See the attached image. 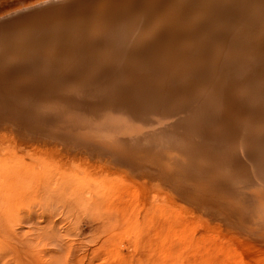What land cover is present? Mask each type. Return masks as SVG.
Returning a JSON list of instances; mask_svg holds the SVG:
<instances>
[{
	"label": "rangeland",
	"instance_id": "rangeland-1",
	"mask_svg": "<svg viewBox=\"0 0 264 264\" xmlns=\"http://www.w3.org/2000/svg\"><path fill=\"white\" fill-rule=\"evenodd\" d=\"M43 1L46 0H0V19H10L12 22L7 23H14V21H17L18 19H12V16L10 15L9 17L8 14L14 13L15 11L19 12L25 9L35 8L39 5L33 7L29 6ZM73 1L74 0L71 1V6L78 4L76 0V3ZM83 1L88 0H80L81 4H78V9L83 7V9L87 8L89 11L92 10L93 7L97 9L99 7H107V5H111L109 0H90V4H86V2ZM62 3H57L60 6L57 4L55 5L59 10L53 7L49 10H42V12L39 13H50L53 10V12H57L56 15L62 14V10L69 8L67 6L68 3ZM103 9L102 12H105ZM80 10L82 9L80 8ZM91 14H95V12L91 11ZM246 16L247 15H242L240 18L237 17V19H235L236 21H232L231 25L232 23L233 25L231 26V30L236 31L249 26L248 29L250 27L255 29L254 36L257 38L256 44H262L259 42V39L264 36V32H262L264 31V28H258L256 25L257 23L254 25L253 22H248ZM225 17L229 18L230 16L220 15L219 20L222 21V24L220 25L224 26L227 24V21H224ZM73 19L78 20L76 18ZM238 19L240 21H238ZM212 22H214L212 28H220L219 25L215 26V21ZM234 22L236 26H234ZM240 24H243V26ZM252 25L255 26V28ZM57 26L59 28L62 25L58 24ZM212 28H210L209 31H213V34L215 35L219 28H216L215 31L214 29L212 30ZM181 45L183 46V44H180L179 47H181ZM218 45L221 46V44H217L211 48V59H213V55H216L217 50L215 51L213 49ZM245 48L247 49V47ZM247 50V52H243L244 54H247L244 58L243 54L240 53L238 49L236 52L232 51L231 56L234 60L240 61L246 59L249 52L252 51L249 49ZM182 51V57L186 58L187 49ZM193 56L194 55L192 54L191 58ZM262 56H264V54ZM262 56L260 55L258 57L260 58L259 60L263 59ZM198 57L194 56V58ZM65 58L64 54H61V59ZM184 58H182V61H184ZM97 59L99 60L101 58H95L92 59L91 62L83 63L87 64L86 67L90 70V72L87 71L85 73L91 76L100 68ZM207 61L209 62L206 63V61H202L204 63H201L198 61L199 63L197 66H202L199 64H204L203 66H206L205 64L211 63L210 56ZM8 63L9 62H5L6 67L8 66ZM57 63V66H54L51 70L53 73L48 75L43 74L35 76L33 73H23L24 71H22L16 77L15 82L21 85L22 88H20V92H15V94L17 93L18 96L32 95L33 99L37 98L35 100L36 102L33 99H30L31 102H34V104L32 103L31 105L32 107L29 106L31 102L27 103L29 104L27 105L26 102H24V104L21 100L20 102L17 101L20 104L12 105L11 103H6L0 99V264H264V233L263 235L254 233L257 232V229H255L256 231L248 230L247 227L245 228L246 225L241 223L240 225L238 221L237 225V223L224 220L222 214L220 215L216 209H219L222 213L225 211V215L228 217V215L230 216L232 214L230 213L231 210H228L226 207L225 210H223L222 207L220 209L214 205L206 208L200 207L201 210L196 209L198 200L192 199V201H195V204L183 200L180 196L172 194L173 192L170 193V190H167L168 188H164L165 186L162 185V182L159 179L167 178V175L172 173L173 175L179 174V178L181 179L194 181L195 186L200 187L202 191H210L208 188L213 186V189L208 193L216 191L215 194H205L203 202L206 204L201 202L200 204H203L204 206L213 204L209 203L210 201L221 204L222 200H226L227 198V203H230L229 205L234 203V205L237 206L238 204V208H243L245 205L246 207L249 205L248 207L251 208H259L260 210L257 211H261V214L255 216V218H258L256 219L257 222L263 221L264 176L261 169L264 168V136H262L264 135V115L260 118V114H264V106L261 107L260 105H256L255 109L254 104L260 101H246L247 98H249V96H247L248 93L245 94V90L244 96L246 95V97L242 96L243 89H240V87L233 91V95H236L234 98L238 99L236 102L239 104L244 101L249 107L244 109V111L246 110V114H241L242 117H244V115L247 117L250 112H253L254 116L259 115L257 117L258 119L255 118L256 124L254 128L258 127L257 131L255 130V135L251 134L248 136V141L256 144L258 147L256 146L255 148H252L249 152L239 153L238 151L236 154L233 147L234 145H232L234 143H228L229 145L227 143L224 144L225 142L223 141L225 138L224 135L222 137L221 134L220 121L222 120H220V118H224L226 115H222L221 117L220 113L223 112L221 109L223 107H221L222 103L220 102V105L218 102L219 100L217 101V99H219L217 96L218 90L215 89H217L216 81L218 77L215 78L211 75H207L208 77L206 76L203 78L206 80L205 83L200 80V78L190 75L191 78L197 79L196 84L190 85V89L181 77L174 79L173 77L170 78L167 76L166 70L170 68V65L165 67L163 66L164 64H160L162 66L156 65L157 67L152 70L153 74H150L148 71L138 72L137 69L139 67L132 65L129 67L132 68L130 70L137 72H133V75L128 76L127 79L124 78L118 80L115 78V80L110 79L108 81V78L103 76L102 73L94 79L91 77L87 79L88 77L82 76L81 78H85L82 80L83 82L79 78L78 82L68 83L66 80H61L60 77H70L72 73L68 72L63 74V68H60L62 66L59 65L60 62ZM260 67L262 70L261 64ZM56 82H58V84ZM134 82L142 83V85L139 84V88L135 87L136 84ZM235 82L236 79L234 84H236ZM83 83H85V85ZM207 83L209 85L205 88L207 86L205 84ZM65 84L69 85L66 86ZM261 84V86H263L261 87L263 88L262 92L261 89L259 90L263 95L264 101V82ZM140 85L145 87L143 88ZM9 86L10 85H8L7 88ZM10 87L8 90L11 93L6 92V90H3L2 92L0 91V97L5 96L4 98H6L7 96H14ZM87 87L90 89L88 90ZM126 87L131 88L128 90L129 88L127 89ZM38 88L40 89V93L37 94V92H39ZM121 88L123 91L127 89V91H125V93H128L126 96ZM193 88L195 90H193ZM115 89L120 92L116 93V91H114ZM94 90L96 91L94 92ZM111 90L112 94L110 93ZM230 92L232 91H229L228 93ZM129 93L132 96L134 95L133 97L131 96V99H129ZM254 93L257 94L256 91ZM189 94H199L202 97L204 95V97L203 100L202 97H199L200 100L198 99V101L193 103V99H189ZM208 94H211V99L208 98ZM127 95H129V97ZM112 96L113 98L115 97V101ZM134 97H137L138 99H132ZM241 97L246 99H240ZM229 99L231 100V98ZM42 101L46 104L42 103ZM139 101H143V103ZM137 102L139 104L142 103L140 106L144 105V107L141 106L142 111L134 110L138 107L140 109ZM204 102L205 105H202ZM131 103L134 106H137L133 107ZM117 104L119 105L118 107H116ZM114 105L117 110H114ZM75 107L76 109H74ZM130 109L133 111L131 115H129L132 112ZM249 109L250 111H248ZM91 110H94V112ZM99 110L103 112L101 113ZM118 110L120 112L123 111L124 114L120 113ZM70 112H72V114L75 113V115L77 114L79 118H82L80 116H83V119L87 121V124H90L86 126L85 129L91 130L89 132L92 133L100 130V132H102V129L104 128L114 129L117 128L116 125L121 126L119 128H123V119L124 126L127 124L125 121L134 122L135 120L133 126H137V128L141 127L142 130L134 133V135L132 134V137L130 136L129 138H127L128 135H124L122 132H116V130H114L115 132L113 133H101L96 134L95 136L91 134L93 138L87 134L86 138L80 131L75 130L73 132L71 129L60 128L58 125L51 124L50 121L41 119L45 117L48 119H54L57 123H65L67 119L72 116ZM157 112H159V114H157ZM89 113L93 115L89 116ZM134 115L138 117L137 119L139 121ZM34 116L38 118L34 120ZM96 116L99 120L105 119L102 121L96 119L98 123L90 120L92 117L94 118ZM130 116L133 119L130 118ZM218 117L219 119L217 120ZM60 119H64L65 121L62 122ZM109 119H111V122ZM200 119H203L204 121ZM69 120H71V118ZM17 121L22 125H31L30 127H44L46 131L50 130V133L57 132L59 133V139L62 141L61 143L65 145H57L55 144L57 140L52 141L51 139H47L48 137L45 139L48 142L42 140V137H39V139L36 140H30L31 138L29 137L28 132H24L23 134L22 130H17V128H15L18 124L16 123ZM33 121L34 124L32 125ZM35 121L39 123L38 126L35 125ZM107 121L112 123V125H109ZM104 123L108 124V126L104 125ZM186 124L189 128L186 127ZM94 125L95 127L93 128ZM101 125L105 127L103 128ZM109 126H112V128ZM192 126L193 128H191ZM48 128L50 129L47 130ZM193 129L194 131H192ZM234 130L233 127V132ZM238 130L239 129L237 128V133H235L236 136L240 133ZM243 131L247 132L246 126L243 128ZM228 132H232L231 127H229ZM188 133H190V136H188ZM199 134L200 138L197 136ZM207 134H209L208 136L210 137L206 138ZM182 135L183 138L186 137L185 139H187V141H184L183 138H181ZM201 135L204 137L201 138ZM162 136L163 138H161ZM175 136L180 139H177V137L175 138ZM215 136L219 137V139L217 137L215 138ZM239 136L240 135H238V137ZM167 137L170 138V140H167ZM174 139L177 140L175 141ZM180 140L181 142H184L181 143L179 142ZM191 140L195 142L194 144L196 146L193 145L192 147ZM160 141L162 142L160 143ZM32 142L36 144H32ZM200 142H202L204 146ZM73 143H77L80 147L88 150L90 155H96V158L88 157L89 154L81 153L79 152V149H72V151L70 147ZM145 143L146 145H144ZM199 144L203 148L198 146ZM170 146L171 149L169 148ZM175 146L177 148H175ZM178 147L180 148L178 149ZM196 147L198 148L196 149ZM232 147L233 149H230ZM208 148L212 149V156L217 155L215 160L212 156V160L208 158L211 155V150L208 151ZM191 149L193 151H191ZM205 149L207 150V153L209 152L208 156H206ZM232 153L236 154V159L232 158L234 157V155L232 156ZM221 156L224 159H222ZM239 156L241 157L238 158ZM119 157H126L132 161L131 164L137 169L136 172H134L135 176L128 177L124 173L125 169L116 167L119 165L111 166L112 164L110 163L102 162V160L107 161L115 159L120 163H125L118 159ZM208 160H210V162ZM228 160L231 161V163L236 161L235 163H237V165L233 166V168L227 166L231 164H229ZM213 163L215 165H213ZM201 164L205 166H201ZM255 164L260 165L255 166ZM179 168L180 170H178ZM239 169H243V173H241L242 171ZM185 170L187 172H184ZM227 171L229 173H227ZM230 173H235L240 177V180H236L239 186L231 182V179H229L230 176H228L231 175ZM245 173L250 174L248 176L254 179H247L248 176L246 177L247 174L245 175ZM223 179H228L229 183L227 180L223 182ZM255 179L257 180V185ZM258 181L260 183H258ZM240 182H242L241 186ZM246 182L251 185L246 184ZM247 186L253 188L250 190ZM228 187L230 189L233 188L234 190L231 189L230 191ZM242 188L243 194L242 191H240ZM249 190L250 194L248 193ZM238 191L240 192L238 193ZM244 191L245 195L247 194L246 198ZM216 193L221 194L222 196L216 195ZM257 193L258 195L260 194L259 197L257 196ZM240 195L242 196V199ZM236 196H239L240 199L237 200L238 198ZM245 201L248 203H245ZM236 202L237 204H235ZM239 202H242L243 204H239ZM241 205L243 207H241ZM234 214L235 213H233V215ZM232 226L238 228L236 229ZM236 231L238 233H236ZM241 232L243 234H241ZM251 232L253 233L252 235ZM246 236L248 239L245 238Z\"/></svg>",
	"mask_w": 264,
	"mask_h": 264
},
{
	"label": "bare ground",
	"instance_id": "bare-ground-1",
	"mask_svg": "<svg viewBox=\"0 0 264 264\" xmlns=\"http://www.w3.org/2000/svg\"><path fill=\"white\" fill-rule=\"evenodd\" d=\"M51 1H56V0H46L43 2L36 3V4L29 6V7L40 5L43 3H48ZM71 1L72 0H64V2L68 3L67 6L69 8H67L66 10L65 9L62 10V14L56 15L57 12L55 10H54L55 12H53V10L51 9L52 12H50V13L44 12L41 15H34V17L33 16L30 17V18H28V20L19 21L20 19H18L17 21H14V23H8L7 26H0V91L2 92L3 90H6V92L11 93L8 90V88L11 86L10 90H12V93H14V96L13 95L7 96L6 97L7 99L4 98L5 96H1L0 99H2L6 103H11L12 105L20 104L19 102L21 100H22L21 101L22 103L26 102V104L31 102L30 99H33L32 95L31 96H24V95L18 96L17 93L15 94V92H20L21 91L20 88H22L21 85H19L18 83L15 82L16 77L22 71H24L23 73H26V72L33 73L35 76L43 75V74L48 75L50 73H53L51 70L53 69L54 66H57V64H58L57 62H60L59 65L62 66L60 68H63V71H62L63 74L68 73V72L72 73L71 76L69 75L70 77H66V76L60 77L61 80H66V82H68V83L78 82L79 78L82 81L83 79H85V78H81L82 76L88 77L87 79H89L90 77L92 79H94L96 76H100L102 73H103V76H106L108 78V81L110 79L115 80V78L118 80H120V79L122 80L124 78L127 79L128 76L133 75V72H135L134 70H130L132 68H129L132 65L139 67L138 68L139 70L137 69L138 72L139 71H148L150 74H153L152 70L157 67L156 65L162 66L164 64L163 65L164 67L170 65V68H168L166 70L167 76L170 78L173 77L174 79L175 78L178 79L179 77H181L184 80V82L187 83V85L190 87V89H191L190 85L196 84V80H197V79L191 78L190 75L194 76L196 78H200V80H202L205 83H206V80L203 78L206 77L207 75H209V76L211 75L215 78L218 77L217 81H216L217 89H215V90H218L217 96L219 97V99H217V101L219 100L218 102L220 105L222 103L221 107H223V108H221V109L223 110V112L220 113L221 117H222V115H226V117L220 118V120H222V121L219 120L221 122L220 123L221 134H222V137L224 135V138H225L223 141V142H225L224 144L234 143L232 145H234L233 147H234V151L236 154L238 153V151H239V153L240 152H249V150H251L252 148H255L257 146L256 144H253L252 142L248 141L249 140L248 136L251 134H254L255 130L257 131L258 127L254 128V126L256 124L255 118H257L259 115L254 116V113L250 112V114L248 113L249 115L247 117L245 115H244V117H242L243 114H246V112H245L246 110L244 111V109L249 108V107L246 104V102H244V101H243L244 104H243V102H240L241 104L240 103L238 104L236 102V100H238V99L234 98V97H236V95H233L234 94L233 91L237 90L240 87V89H243V95L242 96H244L245 90H246L245 94L248 93L247 96H249V98H247L246 101H251V100L260 101V102L254 103L255 109H256V105L257 106L260 105L261 107L264 106L263 95L261 93L262 89H263V88H261V87H263V86H261L262 85L261 83L264 82V56H262L264 54V36L261 35L262 37L259 39V42L262 44H260V45L256 44L257 38L254 36L255 29H253L251 27L248 29V27H249L248 26V27H244L242 29L234 31V30H231V26L233 25V23L231 25V22L236 21L235 19H237V17L240 18L242 15H244V16L247 15L246 17L248 18V22H250V23L253 22L254 25H255V23H257L256 25L258 28L259 27L264 28V0H122V1H120V0H109V2H111V5H109V6L107 5V7L105 6L106 8L105 7H99L97 9H95V7H93L92 10H89V11L87 8L83 9V7H80L82 10H80V8L78 9V7H79L78 4L79 3L81 4L80 0H76L78 2V4L75 6L70 5ZM73 2H75V0ZM83 2H86V4L91 3L90 0L83 1ZM57 5L60 6L59 4H57ZM63 6H66V5H63ZM86 7H88V6H86ZM75 8H77L78 10ZM56 9H58V8H56ZM102 9L105 12H102ZM60 10H61V8H60ZM91 11L95 12V14H91ZM15 12H17V11H15ZM11 14H13V13H11ZM11 14H8V15L10 16ZM220 15L230 16L229 18L225 17L228 20H226L224 18V21H227V24H225L224 26L220 25V24H222L221 23L222 21L219 20ZM234 15H236V16H234ZM73 18H76L78 20H74ZM14 19H15V17H14ZM244 19H242V20H244ZM66 20H67V22H66ZM212 21H215V24H216L215 26L219 25L221 28L220 29L218 27L221 30V32H220V30L216 27L218 30H217L215 35L213 34V31H211V32L209 31V29L212 28V25H214V22H212ZM238 21H240V20L238 19ZM9 22H12V20H10ZM58 24H61L62 26L58 28V26H57ZM234 24H235V22H234ZM240 25L243 26V24H240ZM234 26H236V24ZM253 27L255 28V26H253ZM216 28L215 29L212 28V30L214 29V31H215ZM231 32H233V33H231ZM262 32H264V31H262ZM180 44H183V46L181 45V47H179ZM217 44H221V46L218 45L217 47H214L213 50H215V51L217 50V51H216V55L215 56L213 55V59H211V57H212L211 52L212 51H210V50L213 46H215ZM243 47L246 51L243 49ZM245 47H247V49H249V50H252L251 52H249V55L246 57L247 60L246 59H243L240 61L234 60V58L231 56L232 51L236 52V50L238 49L240 51V53L243 54V58H244L245 55H247V54H244L243 52L248 51ZM185 49H187V52H186L187 57L186 58L182 57L183 56L182 50H185ZM242 50H244V51H242ZM47 51H51V52H47ZM61 54H64V56L66 58L61 59ZM192 54L196 57H198V56L199 57L194 58V56H193L191 58ZM260 55L263 57V59L261 58L262 60H259L260 58H258ZM209 56H210L211 63L205 64L206 66H203L204 64H199L202 66H197L199 62H201V63H204L202 61H206V63L209 62V61H207L209 59ZM95 58H101L99 60L97 59L99 61V64H100V68L90 76L87 73H85L87 71L90 72V70L86 67L87 64H83V63L84 62H86V63L91 62V60L95 59ZM182 58H184V61H182ZM213 60H214V62H213ZM257 61H258V63H257ZM5 62H9L7 67L5 66ZM196 62H197V64H196ZM160 64H162V65H160ZM260 64L262 66V70H261ZM212 65H213V68H212ZM46 69H48V70H46ZM41 71H43L44 73ZM82 73H84V74H82ZM135 73H134V75H135ZM78 74H80V75H78ZM235 79H236V82H235L236 84H234ZM127 81H126V85H127ZM133 81H134V79H133ZM56 83L58 84V82H56ZM85 83H83V84L85 85ZM115 83H116V81H115ZM135 84H136L135 87H138L139 84L142 85V83H135ZM8 85H10V86L7 88ZM68 85H66V86H68ZM94 85H95V83H94ZM205 85H207L205 87V88H207L209 84L207 83ZM62 86H64V85H62ZM97 86H100V85H97ZM124 86H125V84H124ZM88 87H87V89H88ZM122 87H123V85H122ZM141 87L144 88L145 86H141ZM126 88L128 89L129 87H126ZM130 88L128 90H130ZM132 88H133V86H132ZM127 89L125 91H127ZM259 89H261V92ZM119 90H120V88H119ZM121 90H122V88H121ZM193 90H195V89L193 88ZM222 90H224V91H222ZM28 91H30V90H28ZM95 91L96 90H94V92ZM114 91H116V89ZM125 91H123V92L125 93ZM229 91L233 92V93L230 92L232 95L230 93H228ZM255 91L257 94L254 93ZM117 92H120V91L117 90L116 93ZM128 92H130V91H128ZM38 93H40V89H39V92H37V94ZM110 93L112 94V90ZM34 94H36V93H34ZM126 94H128V93H125V96H126ZM87 95H88V93H87ZM129 95H130V93H129ZM129 95H127V96L129 97ZM120 96H121V94H120ZM131 96L132 95H130L129 99H131ZM208 96H209L208 98L211 99V94H208ZM24 97H28V98H24ZM199 97H202V96H200L199 94H194V95L189 94V99H193V103L195 101H198V99L200 100ZM203 97H204V95H203ZM203 97H202V100H203ZM205 97H206V95H205ZM244 97H246V95ZM244 97H241L240 99L245 100L246 98L244 99ZM50 98H52V97H50ZM112 98H113V96H112ZM135 98H137V97H134L132 99H135ZM138 98H139V96H138ZM229 98H231V100ZM36 99L37 98H35L33 100L35 101ZM63 99H66V98H63ZM12 100H14V101H12ZM118 100H117V102H118ZM124 100H126V99H124ZM214 100H215V98H214ZM17 101H19V102H17ZM110 101H111V99H110ZM114 101H115V99H114ZM217 101H215V102H217ZM139 102L143 103V101H139ZM208 102H209V100H208ZM32 103L34 104V102H31L30 105L29 104H27V105L31 106ZM42 103H45V102L42 101ZM94 103H95V101H94ZM142 103H140V104H142ZM35 104H37V103H35ZM58 104H59V102H58ZM125 104H127V103H125ZM137 104H139V103L137 102ZM140 104H139V106H140ZM219 104H217V105H219ZM100 105H101V103H100ZM132 105H130V106H132ZM202 105H205V102ZM118 106L119 105L117 104L116 107H118ZM136 106L133 105V107H136ZM141 106L144 107V105H141ZM141 106H140V109H139V107L137 109H134V108L133 109L134 110H141L142 109ZM244 106H246V107H244ZM114 107H115V105H114ZM116 107L114 110H117ZM203 107H205V106H203ZM253 107H254V105H253ZM74 109H76V107ZM120 110H122V109H120ZM217 110H218V108H217ZM76 111L79 112L78 110H76ZM81 111H82V109H81ZM91 111L94 112V110H91ZM141 111H140V113L142 114ZM248 111H250V109ZM70 113L72 114V112H70ZM105 113H107V112H105ZM120 113L124 114L123 111ZM132 113H133V111L129 115H131ZM208 113H210V112H208ZM157 114H159V112H157ZM255 114H257V113H255ZM90 115H91V113H89V116ZM114 115H115V111H114ZM114 115H113V117H114ZM260 115H261L260 118H262V116L264 114L261 113ZM58 116H61V115H58ZM138 116H139V113H138ZM80 117H82V118H79L77 116V114L75 115V113H73L72 116H70L71 120H69L70 118H68L65 123H57V122H55L54 119H48L45 117H43V118L40 117V118L44 119L45 121H50L51 124L58 125L60 128L71 129V131H73V132L75 130L80 131L83 134V136H85L86 138H87V134L90 136H91V134H93L95 136L96 134H101V133H113V132H115L114 130H116V132H122V133H124V135H128L127 138H129L130 136L132 137V134L134 135V133L142 130L141 127L137 128V126H133L135 124V120H134V122L128 121V120H127L128 122L125 121V123H127V124H125V126H124V119H123L122 120L123 125L121 124L123 126V128H119L121 126L116 125L117 128L109 129V128H104L105 126L101 125L104 128V129H102V127H101L102 132H100L101 131L100 130V131L94 132L95 133L94 134L92 132H89L91 130L85 129V127L90 125V124H87V121H85L83 119V116H80ZM156 117H158V116H156ZM215 117H217V116H215ZM37 118L34 116V120H36ZM88 118H90V117H88ZM130 118H132V117L130 116ZM135 118L137 119L138 117L135 116ZM172 118H174V117H172ZM201 118H202V116H201ZM9 119H11V118H9ZM96 119H98L97 116L94 118L92 117L90 120L98 123ZM104 119H102V120H104ZM128 119H129V117H128ZM218 119H219V117L217 118V120ZM60 120L62 122L65 121L64 119H60ZM102 120L98 119V121H102ZM110 120L111 119H109V121ZM167 120H168V118H167ZM200 120H203V119H200ZM18 121H20V120H18ZM18 121L16 122L18 124L16 125L15 128H17V130L18 129L22 130L23 134H24V132H28L29 137L31 138L30 140H32V139L36 140V139H39V137L40 138L42 137V140H44L45 142H48L45 140L48 137L47 139H51L52 141L57 140L55 143L57 145H59V144L61 146L65 145V144L61 143L62 141L59 139V133H57V132L50 133V130H49L50 128L47 129L49 131H46V129L44 127H42V128H41V126H39L40 128L39 127H37V128L36 127H30L31 125H22ZM109 121H107V123H109ZM88 122H90V121H88ZM33 124H34V121H33L32 125ZM101 124H102V122H101ZM110 124L112 125V123H109V125ZM238 124H239V126H238ZM35 125L38 126L39 123L37 121H35ZM104 125L108 126V124H106V123H104ZM138 125H139V123H138ZM160 125H161V122H160ZM184 126H185V123H184ZM236 126L239 129L238 131L240 132V133L238 132L239 134H237V136L235 134V133H237L236 132V130H237ZM245 126L247 128V132L243 131V128ZM48 127H50V126H48ZM94 127H95V125L93 126V128ZM186 127H187V124H186ZM229 127H231L232 132H233V127H234L235 130L233 133L228 132ZM110 128H112V126ZM187 128H189V127H187ZM191 128H193V126ZM93 130H95V129H93ZM149 131H150V128H149ZM192 131H194V129ZM19 132H21V131H19ZM73 132H71V133H73ZM188 132H189V130H188ZM190 133H188V136H190L189 135ZM192 134H191V136H192ZM208 135L209 134L206 135V138L210 137ZM238 135H240V136L238 137ZM24 136H27V135H24ZM137 136H138V134H137ZM153 136H156V135H153ZM197 136H199V138H200V134ZM262 136H264V135H262ZM176 137L177 136H175V138ZM202 137H204V136L201 135V138ZM216 137L217 136H215V138ZM91 138H93V137L91 136ZM91 138H89V139H91ZM133 138H134V136H133ZM161 138H163V136ZM181 138H183V135ZM185 138L186 137H184L183 140L187 141V139H185ZM217 138L219 139V137H217ZM168 139L170 140V138L167 137V140ZM171 139H172V137H171ZM177 139H180V138L177 137ZM201 140H199V141H201ZM171 141H173V140H171ZM184 141H182V142H184ZM197 141H198V138H197ZM38 142H37V144H38ZM161 142L162 141H160V143ZM179 142H181V140ZM157 143H158V141H157ZM194 143L195 142L192 141V144H191L192 147H193V145H195ZM200 143L202 144V142H200ZM206 143H207V141H206ZM32 144H36V143L32 142ZM144 145H146V143ZM186 145L189 146L188 144H186ZM40 146H43V145H40ZM52 146H55V145H52ZM176 146H175V148H177ZM198 146H200V144ZM68 147H70V146H68ZM200 147H202V146H200ZM233 147L230 149H233ZM46 148H47V146H46ZM169 148L171 149V146ZM179 148L180 147H178V149ZM181 148H183V147H181ZM197 148L198 147H196V149ZM226 148H228V147H226ZM67 149H69V148H67ZM70 149L71 150L72 149H74V150L79 149V152L86 153L87 155L89 154L88 157L96 158V155H90V152L88 150L84 149L83 147H80L77 143H73V145L71 144ZM184 149H185V147H184ZM181 150H183V149H181ZM205 150H204V152H205ZM191 151H193V150L191 149ZM208 151L211 152V155L208 158H210L212 160V157H214V160H215V157H217V155L212 156V149H209ZM227 151H228V149H227ZM178 152H180V151H178ZM205 153L207 154L206 156H208L209 152L207 153V150ZM230 153H228V154H230ZM236 154L232 153V156L234 155V157H232V158L236 159L235 158ZM201 155H202V153H201ZM181 156H182V154H181ZM203 156H204V153H203ZM185 157H187V156H185ZM240 157L241 156H239L238 158H240ZM112 158H116V157H112ZM182 158H184V157H182ZM188 158H189V152H188ZM221 158H222V156H221ZM118 159L124 161L125 163H120V162L116 161L115 159L114 160H107V161L102 160V162L110 163V164H112L111 166L119 165L116 167L125 169L124 173L128 177L135 176L134 172H136L137 169L131 164L132 161L126 157H119ZM195 159H199V158H195ZM222 159H224V158H222ZM206 160H207V158H206ZM208 161L210 162V160H208ZM216 161H217V159H216ZM211 162H213V161H211ZM221 162H222V160H221ZM228 162H229V164L231 163V161H229V160H228ZM235 162H232L230 165H227V166H229V167L231 166L233 168V166L237 165V163H235ZM195 163H194V165H195ZM200 163H201V161H200ZM187 164H189V163H187ZM202 164H201V166H205ZM213 165H215V164L213 163ZM258 165H260V164H258ZM258 165L255 164V166H258ZM206 166H207V163H206ZM215 167H217V166H215ZM222 167H223V165H222ZM178 170H180V168ZM178 170H176V171H178ZM192 170H194V169H192ZM239 170L242 171L243 169H239ZM261 170L263 171V176H264V168ZM228 171H227V173L231 172L232 169H231V171H229V172ZM184 172H187V171L185 170ZM241 173H243V171ZM246 174L247 173H245V175ZM195 175H196V173H195ZM248 175H250V174H247L246 177ZM200 176H201V174H200ZM228 176H230L229 179H231V182H233L234 184H237L236 180H240V177L237 176L235 173L228 175ZM211 177H210V179H211ZM249 178L252 180L254 179V178L248 176L247 179H249ZM159 179L161 180L162 185L165 186L164 188H166V189L168 188L167 189L168 191L170 190L169 191L170 193L173 192L172 194L180 196L181 198H183V200H186L188 202L189 201L193 202L194 204H195V201H192V199L198 200V205H197L196 209L201 210L200 207L206 208V207H210V206L212 207V205H214L215 207H219L220 209L222 207L223 210H225V207H226V208H228V210H231L230 213L232 214L230 216L228 215V217L225 215V211H223L224 213H222V211H219V209H216L218 211V213H220V215L222 214V217L224 218V220L230 221L233 223H237V225L239 222V224L241 223V224L246 225L245 228L247 227L248 230L256 231L255 229H257V232H254V233H258V234L263 235V233H264V220L257 222L256 219H258V218H255V216H258V214L259 215L261 214V211H257V210H260L259 208H253V207L251 208V207H248L249 205L247 207H246V205H245V207H243L241 205V207H243V208H238L239 205L237 204V202L235 203V204H237V206L234 205V203L232 205H229L230 203L229 204L227 203L228 199L224 196L223 197L226 198V200H222L221 204L214 202V201H210L209 203H213V204L204 206L203 204H206V203L203 202V197L205 194H207L208 192H210L213 189L212 188L213 186L211 188H208L210 191H207V190L202 191V189L200 187L195 186L194 181L181 179V178H179V174L173 175L172 173H169L167 175V178H159ZM226 180L229 183L228 179H223V182H225ZM198 181H200V180H198ZM190 182H193V183H190ZM255 182L257 185V180ZM233 183H232V186H233ZM258 183H260V182L258 181ZM246 184H248V183L246 182ZM241 185H242V182H240V186ZM237 186H239V185L237 184ZM217 187L220 188L219 186H217ZM245 188H246V186H245ZM248 188H250V190H251V188H253V187L250 186ZM231 189H233V188H231ZM231 189H230V191H231ZM246 190H247V188H246ZM250 190L248 191L249 194H250ZM240 191H242V194H243V188ZM240 191H238V193ZM245 191H244V195H245ZM215 192L213 191L211 193L215 194ZM211 193H208V194H211ZM216 195H221V194L216 193ZM259 195L257 193L258 197H259ZM246 196H247V194L245 195V198H246ZM236 197L238 198V199L236 198L237 200L240 199L239 196H236ZM241 199H242V196H241ZM247 199H246V201H247ZM246 201H245V203L249 202V200H248V202H246ZM251 201L254 202L253 200H251ZM200 202L203 204H200ZM215 203H216V205H215ZM239 204H243V203L239 202ZM233 213H235V214L233 215ZM262 214H264V213H262ZM263 217H264V215H263ZM232 227H235V226H232ZM236 233H238V232L236 231ZM241 234H243V233L241 232ZM252 234L253 233L251 232V235ZM245 238H247V236Z\"/></svg>",
	"mask_w": 264,
	"mask_h": 264
},
{
	"label": "water",
	"instance_id": "water-1",
	"mask_svg": "<svg viewBox=\"0 0 264 264\" xmlns=\"http://www.w3.org/2000/svg\"><path fill=\"white\" fill-rule=\"evenodd\" d=\"M64 2V0H60V1H53V2H48V3H43V4H40L39 6L35 7V8H29V9H25L23 11H19V12H15L12 15V19H20L21 20H28V18L30 17H34V15H39L41 13L42 10H47V9H50V8H53L55 7L54 5H56L57 3H62ZM14 15V16H13ZM10 17V16H9ZM10 20H6V19H2L0 20V26H7V22H9Z\"/></svg>",
	"mask_w": 264,
	"mask_h": 264
}]
</instances>
